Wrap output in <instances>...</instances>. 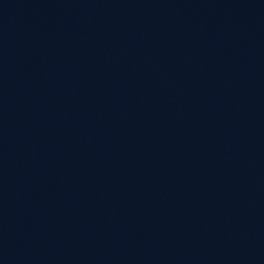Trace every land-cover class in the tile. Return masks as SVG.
Segmentation results:
<instances>
[{
  "label": "water",
  "instance_id": "1",
  "mask_svg": "<svg viewBox=\"0 0 264 264\" xmlns=\"http://www.w3.org/2000/svg\"><path fill=\"white\" fill-rule=\"evenodd\" d=\"M0 264H264V0H0Z\"/></svg>",
  "mask_w": 264,
  "mask_h": 264
}]
</instances>
